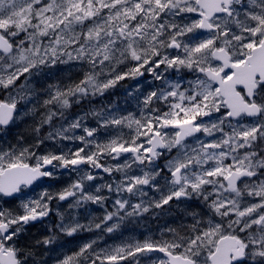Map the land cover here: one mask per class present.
Masks as SVG:
<instances>
[{"label": "snow or ice", "instance_id": "1", "mask_svg": "<svg viewBox=\"0 0 264 264\" xmlns=\"http://www.w3.org/2000/svg\"><path fill=\"white\" fill-rule=\"evenodd\" d=\"M50 261L264 264V0H0V264Z\"/></svg>", "mask_w": 264, "mask_h": 264}, {"label": "rangeland", "instance_id": "2", "mask_svg": "<svg viewBox=\"0 0 264 264\" xmlns=\"http://www.w3.org/2000/svg\"><path fill=\"white\" fill-rule=\"evenodd\" d=\"M149 80L150 78L146 76L145 79H142L140 81V86L145 91L149 89ZM135 87H136L135 81L128 80L125 82H121V84L118 85L115 89L111 90L109 94H106L103 101H99V100L96 101V105L99 106V104L101 103H104V104L112 103L113 105H118L121 109H127L129 111H132L135 109V102L133 100H129V101L127 100L128 99L127 93L128 91L133 90ZM121 96L125 97L126 101H124ZM126 102H129L127 108L124 107ZM74 111H76V109H74ZM89 123L91 124V126H95V121L91 120V118L89 120ZM99 138L100 139L105 138L103 133L101 134ZM109 162L115 163L113 161H109ZM74 178H75L74 175L71 177L69 175H63V176H60L55 181H50V183H53L56 188H62L68 183H70L71 179H74ZM29 195H32V193L29 192ZM63 207L66 209L67 205L65 204ZM89 207L92 209L94 215H102V210L98 209L96 206L90 205ZM56 219L57 217L55 216V214H53L52 220H56ZM165 221H167L168 223H172L171 216H164V217H160L157 219V218H153L152 216L146 214L145 218L140 221L139 225L130 224L127 226V229L122 230L123 235H121L120 232H117L111 235L105 234L104 239L99 242L100 246L104 247L105 244H108V245L118 244L121 242V240H123L124 238L128 236H135L136 238L142 240L146 235L149 234V230H151V233L158 236L159 229L160 227L164 225ZM81 222H86V221L84 219H81ZM38 228L40 229L41 232L39 234L33 235L32 236L33 238L40 234H43V235L46 234L45 225H40ZM94 237H95V233L88 234V232L79 233L75 235L74 237H62L61 241L63 243V248H59L58 252H69L70 253L72 250L77 249L80 244H82L83 242L87 240L93 239ZM53 255H55V253ZM50 264H51V261H50Z\"/></svg>", "mask_w": 264, "mask_h": 264}, {"label": "flooded vegetation", "instance_id": "3", "mask_svg": "<svg viewBox=\"0 0 264 264\" xmlns=\"http://www.w3.org/2000/svg\"><path fill=\"white\" fill-rule=\"evenodd\" d=\"M146 77H144L143 79H145ZM122 97V99L124 100V101H126V98L125 97H123V96H121ZM128 101L129 100H131L130 98H128L127 99ZM128 104H129V102H126V104L124 105V107L125 108H127L128 107ZM74 111V110H73ZM77 111V110H76ZM172 218V217H171ZM40 226V224H37L34 228H32V229H30V232L28 233V235L30 236V237H32L33 235H35V234H39L41 231H40V229L38 228ZM88 234H94V233H88ZM43 234H40V235H37L36 237H34V238H39L40 236H42Z\"/></svg>", "mask_w": 264, "mask_h": 264}]
</instances>
